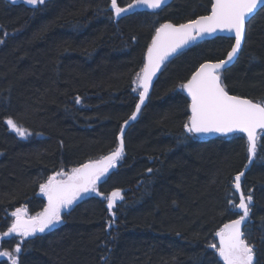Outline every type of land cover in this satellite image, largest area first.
<instances>
[{
  "label": "trees",
  "instance_id": "1",
  "mask_svg": "<svg viewBox=\"0 0 264 264\" xmlns=\"http://www.w3.org/2000/svg\"><path fill=\"white\" fill-rule=\"evenodd\" d=\"M210 8L211 0H173L157 13L115 20L110 0H45L36 9L0 0V251L18 264H222L208 245H219L215 233L243 214L233 185L246 172L241 191L252 202L243 233L254 264H264V133L248 166L243 135L199 140L183 127L189 101L179 85L201 63L226 57L233 41L224 38L198 43L163 68L116 168L96 184L100 195H80L61 210L60 223L31 239L3 236L12 212L26 209L27 219L47 207L39 186L48 177L64 172L56 178L66 179L115 150L138 103L133 81L155 29ZM262 9L221 74L230 95L254 103H264ZM9 118L30 135L12 131ZM116 190L123 199L109 210L106 197ZM0 264L10 261L0 257Z\"/></svg>",
  "mask_w": 264,
  "mask_h": 264
},
{
  "label": "snow or ice",
  "instance_id": "2",
  "mask_svg": "<svg viewBox=\"0 0 264 264\" xmlns=\"http://www.w3.org/2000/svg\"><path fill=\"white\" fill-rule=\"evenodd\" d=\"M18 0H11L15 4ZM33 9L43 5L45 0H22ZM165 0H132L127 7L118 5L117 0H110V8L116 18L139 7L159 9ZM259 6H264V0H211L210 13L201 15L196 19H191L187 23L173 24L163 23L155 29V35L151 38V44L147 47L145 62L140 72L136 73L135 85L132 89H138L139 102L135 106V111L131 114L130 120H136L137 114L141 111L153 77L160 70L164 61L176 53L178 49L195 43L217 32L234 33V45L227 53V59L218 62H204L192 73L191 78L179 85L180 89L187 93L191 99L188 105L191 115L188 122L183 125L189 134H209L219 133L226 135L229 133H243L247 137V151L249 162L256 156L257 152V130L264 129V103H254L247 98L237 95H230L226 91V86L221 80V69L225 67L237 55L241 48V43L245 30V22ZM264 10V9H262ZM3 41H0L2 43ZM76 103H80V98H76ZM9 128L17 135L24 138L30 133L27 129L17 125L12 119L6 120ZM127 124V121H125ZM124 129L121 128L117 137L119 144L109 155L101 157L96 161H89L79 168L72 169L71 174H67L66 179L57 180V176L64 177V172H57L55 176L48 177L46 183L40 184V192L48 200L47 207L36 216L23 218L26 209H17L11 215L15 220L3 233L4 237L15 234L21 238L34 236L37 232L43 233L61 222V210L69 208L81 193L97 191L96 184L110 168L116 166L124 152ZM149 172L152 169H148ZM243 172L235 176L234 188L240 193L239 203L234 207L242 211L238 219L227 223L222 229L215 233L219 239V245L211 243L209 248L215 249L223 264H253L254 246L250 245L244 238L241 230L242 224L249 218L252 196H247L241 191V177ZM123 199L120 190L113 191L106 197L108 209L114 207L116 199ZM229 203H232L230 200ZM23 243V240H21ZM21 246L17 244L15 253H21ZM0 257H7L10 264H18L16 255L9 251H0Z\"/></svg>",
  "mask_w": 264,
  "mask_h": 264
},
{
  "label": "water",
  "instance_id": "3",
  "mask_svg": "<svg viewBox=\"0 0 264 264\" xmlns=\"http://www.w3.org/2000/svg\"><path fill=\"white\" fill-rule=\"evenodd\" d=\"M172 1H173V0H165V3L161 6V8H159V9H155V10L150 9V8H146V7H139V8H136V9H134V10H130V11H129L128 13H126V14H122V16H121L120 18H116V17H115V15H114V13L112 12L111 8H110V11H111V13L113 14L114 19H115V20H118V19H121V18H124V17L130 16V15H133V14H135V13H144V12H145V13H150V14L157 13V12H159L161 9H163V8H165V7H167V6H169V5L172 3ZM29 7H30V6H29ZM126 7H127V6H126ZM262 8H264V6H259V7H258V10L255 11L250 17L247 18V20H246V22H245V30H246V25L248 24V22H249V21H250V20H251V19H252L257 13H258V11H260ZM210 9H211V8H210ZM209 13H210V10H209ZM245 30H244V35H243V39H242V43H241V48H240V50L238 51L237 55L233 58V60H232L231 62H229L227 65H225V67H224L223 69H221V74H222L224 71H226V70H228L229 68H231V67L234 65L235 61L237 60L238 55H239V53H240V51H241V49H242V47H243L244 36H245ZM154 35H155V34H154ZM215 38L231 39V40L233 41V45H234V43H235V41H234V33H233V34H229V33H227V32H217V33H214V34H212V35H210V36H205L203 39H200V40L196 41L195 43H190L189 45H186L185 47H183V48H181V49H178L176 53L172 54L171 56H169V57L164 61V63L161 65L160 70H159V71L156 73V75L153 77V79H152V83H151L150 88H149L148 96H147V98H146L144 104L141 105V110L145 107V105H146V103H147V100H148V98H149V96H150V94H151V92H152L153 86H154V84H155V82H156L158 76L160 75V73H161V71L163 70V68H164V67H165L170 61H172V60H173L174 58H176L178 55H180L181 53L187 51L188 49H190V48L193 47L194 45H196V44H198V43H201V42L210 41V40L215 39ZM150 44H151V42H150ZM233 45H232V46H233ZM230 51H231V49H230ZM146 52H147V51H146ZM145 56H146V54H145ZM224 59H227V55H226V57H225ZM144 62H145V58H144ZM213 63H215V62H213ZM190 78H191V77H190ZM182 92H183V94L185 95V97L188 99L189 104H190V103H191V99H190V97H188L187 93L184 92L183 90H182ZM138 102H139V95H138ZM140 112H141V111H140ZM140 112L137 114V118H136V120H130V119H129V120L127 121V124H123V125H122L121 128L124 129V136H125L126 132L128 131V129L130 128V126L138 121V118H139ZM189 115H191L190 109H189ZM120 130H121V129H120ZM262 133H264V129H258V130H257V135L262 134ZM119 135H120V132H119L118 136H119ZM192 135H193V137H194L195 139H199V140H202V139H214V138H227V137H231V136H234V135H243L244 138H245L246 141H247V137H246V135L243 134V133H229V134H226V135H222V134H219V133H209V134H199V135H197V134H192ZM118 136H117V137H118ZM124 136H123V138H124ZM118 144H119V141H118V139H117V146H118ZM254 158H255V157L252 158V162L254 161ZM117 161H118V160H117ZM117 161H116V162H117ZM247 162H248V166H250L251 163H252V162H251V163L249 162V154H248V161H247ZM115 168H116V166L113 167V168H110V169L108 170V172H107L105 175L109 174L110 171H111V170H114ZM243 173H244V175L246 174V172H243ZM244 175H243V176H244ZM243 176H242L241 178H243ZM89 193H90V192H89ZM237 193H238V195L240 196V193H239V192H237ZM86 194H88V193H86ZM94 195H95V194H94ZM46 201H47V205H48L47 197H46ZM238 210L241 211L240 209H238ZM247 221H248V219L244 222V224H242V226H241V230H242V231H243L244 227L246 226ZM39 234H40V232H37V233H36V235H39ZM31 238H33V236H31V237H27V239H31ZM222 264H223V262H222ZM253 264H254V260H253Z\"/></svg>",
  "mask_w": 264,
  "mask_h": 264
},
{
  "label": "rangeland",
  "instance_id": "4",
  "mask_svg": "<svg viewBox=\"0 0 264 264\" xmlns=\"http://www.w3.org/2000/svg\"><path fill=\"white\" fill-rule=\"evenodd\" d=\"M138 90H139V89H138ZM139 91H140V90H139ZM181 91H182V90H181ZM102 177H105V175L102 176ZM102 177H101V178H102ZM101 178H100V180H101ZM100 180H99V181H100ZM99 181H97V183H98ZM81 195H84V194L81 193ZM45 198H46V196H45ZM62 210H63V209H62ZM46 230H47V229H46Z\"/></svg>",
  "mask_w": 264,
  "mask_h": 264
}]
</instances>
